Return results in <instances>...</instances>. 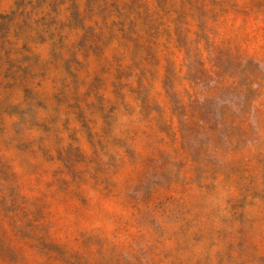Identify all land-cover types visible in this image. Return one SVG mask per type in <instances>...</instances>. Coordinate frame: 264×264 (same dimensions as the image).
Returning <instances> with one entry per match:
<instances>
[{
	"label": "rangeland",
	"instance_id": "obj_1",
	"mask_svg": "<svg viewBox=\"0 0 264 264\" xmlns=\"http://www.w3.org/2000/svg\"><path fill=\"white\" fill-rule=\"evenodd\" d=\"M0 264H264V0H0Z\"/></svg>",
	"mask_w": 264,
	"mask_h": 264
}]
</instances>
